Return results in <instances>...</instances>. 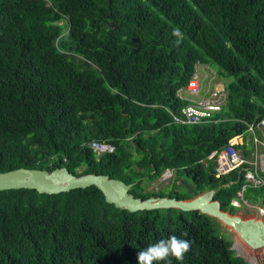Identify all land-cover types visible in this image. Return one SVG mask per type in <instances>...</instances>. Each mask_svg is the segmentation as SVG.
Wrapping results in <instances>:
<instances>
[{"label":"trees","instance_id":"obj_1","mask_svg":"<svg viewBox=\"0 0 264 264\" xmlns=\"http://www.w3.org/2000/svg\"><path fill=\"white\" fill-rule=\"evenodd\" d=\"M197 64L226 80L227 104L214 121L178 124L188 104L178 91ZM262 120L264 0H0V173L109 175L142 199L215 190L233 214L246 171L218 177L208 157L237 135L248 142ZM94 141L115 150L99 155ZM167 170L170 185L147 190ZM244 199L264 204V186L248 185ZM171 235L192 241L172 264H248L200 211L131 213L96 187L0 192V264H138L140 250Z\"/></svg>","mask_w":264,"mask_h":264},{"label":"water","instance_id":"obj_2","mask_svg":"<svg viewBox=\"0 0 264 264\" xmlns=\"http://www.w3.org/2000/svg\"><path fill=\"white\" fill-rule=\"evenodd\" d=\"M132 186L109 175H74L65 167L51 172L19 168L0 173V192L29 189L36 190L39 194L57 195L75 189L96 187L102 192L107 203L131 213L158 209L200 211L236 231L254 250L264 249V219H244L223 211L221 202L214 198L215 190L206 191L190 200L170 197L142 199L130 193Z\"/></svg>","mask_w":264,"mask_h":264},{"label":"built area","instance_id":"obj_3","mask_svg":"<svg viewBox=\"0 0 264 264\" xmlns=\"http://www.w3.org/2000/svg\"><path fill=\"white\" fill-rule=\"evenodd\" d=\"M208 65L197 64L189 85L178 91L181 100L188 104L182 109L181 116L173 115V119L178 124L198 125L212 120L213 116L223 110L227 104L228 93L223 91H212L201 96L202 72L212 71ZM184 95V97H183ZM187 95L188 97H185ZM250 134L248 142L251 143L252 151L249 157L245 156L244 147L249 143L243 135H237L229 140L228 145L219 152H213L208 159L216 162L217 176L228 175L236 169L243 168L246 184L238 194V198L233 199L231 204L235 208H242L248 205L244 199V191L248 185L254 187L264 186V120L257 124H249ZM259 133V134H258ZM91 148L99 155L113 153L115 148L110 143L92 142ZM172 176V171L167 170L162 180H167ZM264 218V208L259 209Z\"/></svg>","mask_w":264,"mask_h":264},{"label":"rangeland","instance_id":"obj_4","mask_svg":"<svg viewBox=\"0 0 264 264\" xmlns=\"http://www.w3.org/2000/svg\"><path fill=\"white\" fill-rule=\"evenodd\" d=\"M201 76L203 83L201 84V96L215 90L217 91L225 90L226 80L216 77V73L214 69L212 71L202 72ZM185 97L188 96L185 95ZM172 179L173 176L169 177L167 180H162L161 178L157 181L147 183L146 184L147 190L159 191L165 189L170 185ZM179 184H182V181L177 182V185ZM190 190H191V181L180 187V191H183L185 193L189 192ZM260 208H264V204H262L261 199H258L256 203L248 202V205L243 206L242 208L234 209L235 212L233 213V215L240 216L244 219L256 218L263 220L264 218L259 211ZM221 225L228 232L229 237L233 240V248L237 252L238 256L242 257L248 264H264V249L254 250L252 247L244 244V242L237 237L238 233L236 231H234L233 229L222 223Z\"/></svg>","mask_w":264,"mask_h":264},{"label":"clouds","instance_id":"obj_5","mask_svg":"<svg viewBox=\"0 0 264 264\" xmlns=\"http://www.w3.org/2000/svg\"><path fill=\"white\" fill-rule=\"evenodd\" d=\"M174 35H180L178 29L175 30ZM182 235L186 236L187 233L185 232ZM191 246V240L171 235L140 250L137 254V262L138 264H162V262L172 264L173 259L182 262L186 253L191 250Z\"/></svg>","mask_w":264,"mask_h":264},{"label":"bare ground","instance_id":"obj_6","mask_svg":"<svg viewBox=\"0 0 264 264\" xmlns=\"http://www.w3.org/2000/svg\"><path fill=\"white\" fill-rule=\"evenodd\" d=\"M240 240H242L243 242H244V244H246L247 246H249L242 238H241V236L238 234V236H237Z\"/></svg>","mask_w":264,"mask_h":264}]
</instances>
